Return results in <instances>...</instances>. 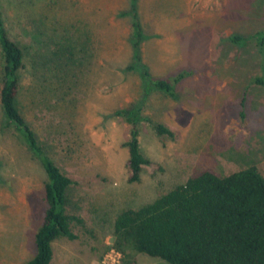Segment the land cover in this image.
Wrapping results in <instances>:
<instances>
[{
	"label": "rangeland",
	"instance_id": "obj_1",
	"mask_svg": "<svg viewBox=\"0 0 264 264\" xmlns=\"http://www.w3.org/2000/svg\"><path fill=\"white\" fill-rule=\"evenodd\" d=\"M144 38L134 61L130 0H0L9 37L24 51L17 106L54 163L72 180L66 213L76 238L53 240L51 264H94L112 245V222L201 171L253 165L264 178V0H134ZM53 52H57L55 55ZM2 60L0 56V76ZM193 73L170 97L141 76ZM262 77L257 83L255 78ZM138 103L147 159L127 180L128 124L114 110ZM0 110V264H24L45 204L44 172ZM160 123L172 136L156 134ZM59 261L61 255H65ZM123 264H168L129 251Z\"/></svg>",
	"mask_w": 264,
	"mask_h": 264
},
{
	"label": "trees",
	"instance_id": "obj_2",
	"mask_svg": "<svg viewBox=\"0 0 264 264\" xmlns=\"http://www.w3.org/2000/svg\"><path fill=\"white\" fill-rule=\"evenodd\" d=\"M122 14L129 16L134 61H138L144 35L134 0ZM228 38L238 44L251 40L256 53L264 57L263 29ZM0 56V110L5 124L16 133L45 175V208L33 234L34 253L24 264H48L51 241L58 237L75 239L71 224H81L82 219L66 213V190L72 180L54 163L17 106L24 51L9 37L1 16ZM192 73L191 69H180L165 77H154L143 69L141 76L149 87L174 97L176 85ZM255 81L262 83L263 78ZM113 114L128 124V138L123 145L127 151V180L133 182L148 163L138 145L140 107L138 103L130 104L115 109ZM153 127L158 135L172 136L171 130L160 123ZM5 183L0 178V185ZM111 236V247L121 253L122 263L123 258L126 263L131 262L129 251H134L168 264H264V178L253 165L226 175L201 171L137 208L120 210L113 219Z\"/></svg>",
	"mask_w": 264,
	"mask_h": 264
},
{
	"label": "built area",
	"instance_id": "obj_3",
	"mask_svg": "<svg viewBox=\"0 0 264 264\" xmlns=\"http://www.w3.org/2000/svg\"><path fill=\"white\" fill-rule=\"evenodd\" d=\"M94 264H123L122 255L110 246Z\"/></svg>",
	"mask_w": 264,
	"mask_h": 264
},
{
	"label": "crops",
	"instance_id": "obj_4",
	"mask_svg": "<svg viewBox=\"0 0 264 264\" xmlns=\"http://www.w3.org/2000/svg\"><path fill=\"white\" fill-rule=\"evenodd\" d=\"M56 239V238H55ZM54 240V239H53ZM53 240L51 241V243H50V246H51V258H50V261H49V263L48 264H51L52 262V254H53V246H52V243H53ZM67 254L65 253V255H61V257H60V259H59V261H63L64 260V256H66Z\"/></svg>",
	"mask_w": 264,
	"mask_h": 264
}]
</instances>
